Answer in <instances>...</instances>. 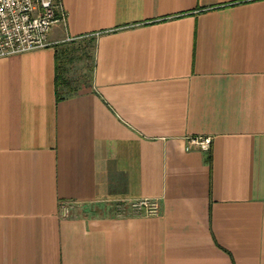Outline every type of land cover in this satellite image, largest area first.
Wrapping results in <instances>:
<instances>
[{"label": "crops", "instance_id": "1", "mask_svg": "<svg viewBox=\"0 0 264 264\" xmlns=\"http://www.w3.org/2000/svg\"><path fill=\"white\" fill-rule=\"evenodd\" d=\"M61 2L0 58V264H264V0Z\"/></svg>", "mask_w": 264, "mask_h": 264}, {"label": "built area", "instance_id": "2", "mask_svg": "<svg viewBox=\"0 0 264 264\" xmlns=\"http://www.w3.org/2000/svg\"><path fill=\"white\" fill-rule=\"evenodd\" d=\"M58 21H65L61 0H0V58L49 45L50 31ZM210 144L209 136H193L186 150H208ZM128 208L145 216H155L160 209L156 200L146 198L131 202ZM63 210L67 212L66 207Z\"/></svg>", "mask_w": 264, "mask_h": 264}, {"label": "rangeland", "instance_id": "3", "mask_svg": "<svg viewBox=\"0 0 264 264\" xmlns=\"http://www.w3.org/2000/svg\"><path fill=\"white\" fill-rule=\"evenodd\" d=\"M70 55H71L72 60H76L74 63L71 64V65H73V66H71L72 67L71 70L74 71L73 72L74 78H76L78 76V73L80 74L83 69H85V68L87 69L88 67L89 68L92 67L93 54H92L91 47H86V48H82L79 50H74V52ZM77 78H76V80L78 81ZM70 83H71V80H70Z\"/></svg>", "mask_w": 264, "mask_h": 264}, {"label": "trees", "instance_id": "4", "mask_svg": "<svg viewBox=\"0 0 264 264\" xmlns=\"http://www.w3.org/2000/svg\"><path fill=\"white\" fill-rule=\"evenodd\" d=\"M56 56V75H55V87H56V98L60 100L65 96L69 95L70 92V80L66 77L65 67L57 61Z\"/></svg>", "mask_w": 264, "mask_h": 264}]
</instances>
